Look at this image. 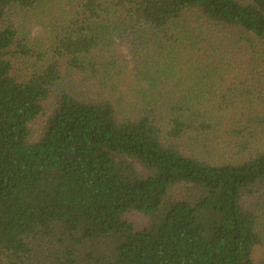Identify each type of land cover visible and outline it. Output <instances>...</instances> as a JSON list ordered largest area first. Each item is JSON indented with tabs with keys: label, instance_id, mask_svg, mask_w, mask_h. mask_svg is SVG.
Returning <instances> with one entry per match:
<instances>
[{
	"label": "trees",
	"instance_id": "trees-1",
	"mask_svg": "<svg viewBox=\"0 0 264 264\" xmlns=\"http://www.w3.org/2000/svg\"><path fill=\"white\" fill-rule=\"evenodd\" d=\"M0 264H264V0H0Z\"/></svg>",
	"mask_w": 264,
	"mask_h": 264
},
{
	"label": "rangeland",
	"instance_id": "rangeland-1",
	"mask_svg": "<svg viewBox=\"0 0 264 264\" xmlns=\"http://www.w3.org/2000/svg\"><path fill=\"white\" fill-rule=\"evenodd\" d=\"M27 31L31 37H36L40 34V29L38 26H29V29ZM16 70L19 72L22 71L19 65L16 66ZM136 220L140 221L138 218H136Z\"/></svg>",
	"mask_w": 264,
	"mask_h": 264
}]
</instances>
